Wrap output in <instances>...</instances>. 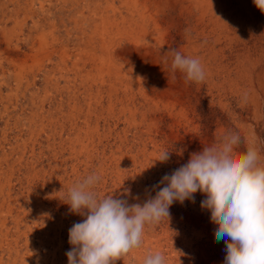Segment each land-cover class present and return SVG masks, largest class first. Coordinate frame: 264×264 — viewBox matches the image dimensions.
Wrapping results in <instances>:
<instances>
[{"label":"rangeland","instance_id":"rangeland-1","mask_svg":"<svg viewBox=\"0 0 264 264\" xmlns=\"http://www.w3.org/2000/svg\"><path fill=\"white\" fill-rule=\"evenodd\" d=\"M143 3L157 25L141 19ZM132 6L0 0V264H68L69 229L85 218L70 211L69 189L92 173L101 176L97 198L142 205L225 133L240 136L237 151L257 141L264 159L261 118L230 53L237 42L225 32L214 45L203 41L177 16L176 0ZM243 34L253 56L262 34ZM173 49L200 59L204 82L172 70ZM193 195L174 202L169 219L146 224L141 245L114 264H143L156 252L165 264H224L219 225L201 207L206 195Z\"/></svg>","mask_w":264,"mask_h":264},{"label":"clouds","instance_id":"clouds-1","mask_svg":"<svg viewBox=\"0 0 264 264\" xmlns=\"http://www.w3.org/2000/svg\"><path fill=\"white\" fill-rule=\"evenodd\" d=\"M254 3L264 11V0ZM172 52L173 71L184 73L186 82L205 81L199 58ZM239 144L238 134L225 133L218 143L192 153L187 163L162 178L165 186L142 205L112 195L97 198L92 190L101 181L97 173L78 181L69 189L67 204L85 218L69 229L73 247L66 253L68 264H114L141 245L146 224L169 219L170 206L186 199L194 202L197 191L206 195L201 207L219 225L217 242L226 243L224 264H264V159L255 141L242 152L236 150ZM169 158L165 151L159 160ZM143 264H165L164 255L149 254Z\"/></svg>","mask_w":264,"mask_h":264},{"label":"bare ground","instance_id":"bare-ground-1","mask_svg":"<svg viewBox=\"0 0 264 264\" xmlns=\"http://www.w3.org/2000/svg\"><path fill=\"white\" fill-rule=\"evenodd\" d=\"M179 2L177 16L184 19L192 25L195 34L212 44L220 42V38L225 32L224 37L232 42H237L234 48H230L231 55L235 58L234 70L241 81L246 83L250 89L252 103L255 108V114L261 118L260 123L264 128V69L261 65L264 62V11L260 10L254 3V0H176ZM83 2V1H82ZM101 2V1H100ZM99 2V3H100ZM119 2V1H118ZM117 2V3H118ZM142 2V1H141ZM174 2V1H173ZM115 3V2H114ZM132 7H136L137 0H131ZM125 4V3H124ZM144 4V3H143ZM113 5V4H112ZM140 5V4H138ZM150 5V2H149ZM94 6V5H93ZM126 6V5H125ZM144 6V12L140 14L142 20L148 18V21L157 25L155 14L148 11V6ZM113 7V6H112ZM128 7V6H127ZM131 7V6H130ZM94 8V7H93ZM92 8V9H93ZM102 8V7H101ZM106 8V7H105ZM114 9V8H113ZM105 10V9H104ZM112 10V9H111ZM125 10V9H124ZM141 10V9H140ZM176 10V9H175ZM122 11V9H121ZM166 11V10H165ZM171 11V10H170ZM97 12V11H96ZM102 12V11H101ZM141 12V11H140ZM147 12V13H146ZM149 12V13H148ZM173 12V11H172ZM134 13V11H133ZM167 13H170L167 11ZM107 14V13H106ZM149 16H148V15ZM97 15V14H96ZM128 15V14H127ZM132 15V14H131ZM170 15V14H169ZM94 16V15H93ZM148 16V17H147ZM101 17V15H100ZM104 17V16H103ZM102 17V18H103ZM106 17V16H105ZM163 17V16H162ZM89 18V17H88ZM94 18V17H93ZM115 18V17H114ZM164 18V17H163ZM95 19V18H94ZM93 19V20H94ZM109 19V18H108ZM96 20V19H95ZM125 20V19H124ZM141 20V21H142ZM105 21V20H104ZM126 21V20H125ZM110 22V21H109ZM132 22V21H131ZM162 22V21H161ZM130 23V21H129ZM160 24V23H159ZM130 25V24H129ZM162 25V24H161ZM115 26V25H114ZM118 26V25H116ZM123 26V25H122ZM126 26V25H125ZM153 26V25H152ZM154 27V26H153ZM157 27V26H156ZM130 28V27H129ZM134 28V27H133ZM152 28V27H151ZM128 29V28H127ZM140 29V28H139ZM155 29V28H154ZM255 29V30H254ZM119 30V29H116ZM105 31V30H104ZM111 31V29H110ZM114 31V30H113ZM143 32L144 30L141 29ZM255 31L262 34L259 46L257 45L255 54L250 56L251 42L246 39L244 33ZM130 32V31H129ZM141 32V33H142ZM102 33V31H101ZM108 33V32H107ZM111 34V33H110ZM194 34V33H192ZM104 35V34H103ZM217 35V39L215 37ZM252 36V35H251ZM210 37V38H209ZM215 37V38H214ZM199 38V39H200ZM114 40V39H113ZM116 40V39H115ZM192 41V40H191ZM196 41V40H195ZM241 43H240V42ZM205 43V42H204ZM113 44V43H112ZM115 44V43H114ZM113 44V45H114ZM254 44V43H253ZM196 45V43L194 44ZM252 46V45H251ZM125 47V46H124ZM194 47V46H192ZM113 48V47H112ZM123 48V47H122ZM108 49V48H107ZM114 49V48H113ZM200 49V47H199ZM166 50V49H165ZM146 51V50H145ZM144 51V52H145ZM252 51V52H253ZM155 52V51H154ZM196 52V51H195ZM198 52V51H197ZM193 53V52H192ZM157 54V53H156ZM121 55V54H120ZM155 55V54H154ZM161 55V54H159ZM158 55V56H159ZM252 55V54H251ZM189 56V55H188ZM114 57V56H113ZM194 57V56H192ZM151 58V57H150ZM207 64V63H206ZM109 65V64H108ZM113 66V65H112ZM205 69V68H204ZM212 69V68H211ZM115 71V70H114ZM117 71V70H116ZM119 71V70H118ZM208 72V71H207ZM124 73V72H123ZM220 73V72H218ZM108 74V73H107ZM208 74V73H207ZM214 74V73H213ZM112 75V74H111ZM115 75V74H114ZM114 77V76H113ZM218 77V76H217ZM115 82V81H114ZM102 83V82H101ZM216 83V82H215ZM241 83V82H240ZM100 86V85H98ZM99 88V87H97ZM100 89V88H99ZM117 90V89H116ZM115 90V91H116ZM217 90V89H216ZM97 94V93H96ZM116 94V93H115ZM120 101V100H119ZM112 102V101H111ZM109 103V102H108ZM115 103V102H114ZM177 105V104H176ZM175 106V105H174ZM181 108V107H180ZM179 108V109H180ZM182 109V108H181ZM130 112V111H129ZM183 112V111H182ZM260 112L261 114H258ZM88 115V114H87ZM255 115V117H256ZM257 119V118H256ZM259 126V125H258ZM250 142L247 143V146ZM258 147V142L255 141ZM263 147V146H262ZM76 154V153H75ZM262 156V154H261ZM263 159V157H262ZM75 167V166H74ZM78 173V172H77ZM116 178V177H115ZM7 219V218H6ZM4 221V220H3ZM5 222V221H4ZM7 222V221H6ZM2 224V223H1ZM3 225V224H2ZM62 239V238H61ZM45 240V239H44ZM43 240V241H44ZM7 241V240H5ZM66 241V240H65ZM25 242V241H24ZM47 243V242H45ZM51 244V243H50ZM3 245V244H2ZM7 245V244H6ZM37 245V244H36ZM225 245V244H224ZM51 246V245H50ZM59 246V245H58ZM63 247V246H62ZM45 249V248H44ZM63 249V248H62ZM68 249V248H67ZM53 250V249H52ZM3 251V250H2ZM55 251V250H54ZM9 253V252H8ZM11 253V252H10ZM33 254V253H32ZM15 255V254H14ZM9 257V256H8ZM59 257V256H58ZM13 259V258H12ZM1 260V259H0ZM8 260V259H7ZM30 260V259H29ZM14 261V260H13ZM16 261V260H15ZM24 261V260H23ZM26 264V263H25Z\"/></svg>","mask_w":264,"mask_h":264}]
</instances>
